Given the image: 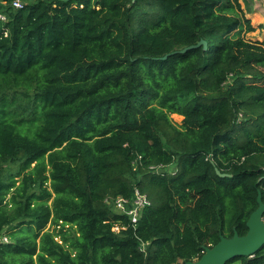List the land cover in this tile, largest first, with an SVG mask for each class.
Wrapping results in <instances>:
<instances>
[{
  "label": "trees",
  "instance_id": "16d2710c",
  "mask_svg": "<svg viewBox=\"0 0 264 264\" xmlns=\"http://www.w3.org/2000/svg\"><path fill=\"white\" fill-rule=\"evenodd\" d=\"M4 1L0 264H187L248 233L264 25L240 0ZM134 188L159 202L137 224L106 202Z\"/></svg>",
  "mask_w": 264,
  "mask_h": 264
},
{
  "label": "water",
  "instance_id": "95a60500",
  "mask_svg": "<svg viewBox=\"0 0 264 264\" xmlns=\"http://www.w3.org/2000/svg\"><path fill=\"white\" fill-rule=\"evenodd\" d=\"M202 45L206 49V43L202 41L199 46ZM160 172L164 173L165 171L161 170ZM217 175L222 178L228 177V175H222L218 170ZM257 202L259 208L250 216L247 222L248 233L245 236L240 237L235 233L231 239L221 237V241L216 246L205 250L200 260L187 264H227L237 257H254L264 246V202L261 195L258 196Z\"/></svg>",
  "mask_w": 264,
  "mask_h": 264
},
{
  "label": "built area",
  "instance_id": "2783aa9c",
  "mask_svg": "<svg viewBox=\"0 0 264 264\" xmlns=\"http://www.w3.org/2000/svg\"><path fill=\"white\" fill-rule=\"evenodd\" d=\"M23 3L19 0L14 1L12 3V7L15 9H20ZM8 6V3L4 0H0V21H7V14L5 13V8ZM107 204L112 205L114 207V211L118 214L126 215L132 224H137L139 220L142 218L143 212L152 207L153 203L149 199V197L142 193L139 188H134L133 194L131 198L125 197H116V198H108L106 200ZM120 228L115 227L113 231L119 233ZM58 240V239H57ZM8 242L5 237L0 238V243Z\"/></svg>",
  "mask_w": 264,
  "mask_h": 264
},
{
  "label": "rangeland",
  "instance_id": "374dc122",
  "mask_svg": "<svg viewBox=\"0 0 264 264\" xmlns=\"http://www.w3.org/2000/svg\"><path fill=\"white\" fill-rule=\"evenodd\" d=\"M240 1L242 3V6L244 7V10L247 12L246 15L250 16L252 23L253 24L260 23L259 25H264V6H262L264 4V0H240ZM247 38L251 40L264 41V29L257 30L254 33L248 34ZM170 118L177 125H180L183 121V117L176 114L171 115ZM7 168L15 169V166L8 165ZM152 203L154 207L159 205L158 201H153ZM49 229L53 230V226H50Z\"/></svg>",
  "mask_w": 264,
  "mask_h": 264
},
{
  "label": "crops",
  "instance_id": "0c3cea01",
  "mask_svg": "<svg viewBox=\"0 0 264 264\" xmlns=\"http://www.w3.org/2000/svg\"><path fill=\"white\" fill-rule=\"evenodd\" d=\"M241 2V1H240ZM262 6H264V4L262 5ZM243 9H244V7H243ZM246 12V11H245ZM247 13V12H246ZM249 18H250V16L249 15H247ZM260 23H257V24H254V25H259Z\"/></svg>",
  "mask_w": 264,
  "mask_h": 264
}]
</instances>
